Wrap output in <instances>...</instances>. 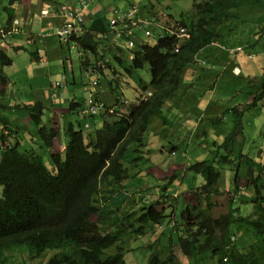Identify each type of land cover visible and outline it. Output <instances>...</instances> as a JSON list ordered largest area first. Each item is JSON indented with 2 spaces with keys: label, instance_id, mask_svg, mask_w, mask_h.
Listing matches in <instances>:
<instances>
[{
  "label": "trees",
  "instance_id": "1",
  "mask_svg": "<svg viewBox=\"0 0 264 264\" xmlns=\"http://www.w3.org/2000/svg\"><path fill=\"white\" fill-rule=\"evenodd\" d=\"M241 1V5L250 8L234 10ZM262 6L264 0H194L190 11L173 23L175 28H185L184 37L166 35L158 37L152 46L147 42L137 44L130 50L133 56L128 61L122 59L128 58V52L122 54L125 50L121 46L106 41L104 31H95L94 27L86 30L75 42L80 71L89 78L86 93L89 88L98 92L101 77L109 84L110 91L118 89L112 79L113 70L118 72L114 65L117 64L128 75L147 69L149 82L139 80L138 95L141 97L149 92L150 96L129 106H122L123 100L119 98L110 104L99 99L98 104L104 110L100 115V127L89 134H84L88 123L79 110L78 120L65 124L63 156L50 153L48 159L38 154H24L16 146H6L0 152V264L5 261L6 253L20 247L25 248L32 259L40 258L45 252H54L45 264H125L128 244L132 246L131 243L156 233L163 223L172 225L177 239H169L166 251L161 254L154 249L158 239L146 246L150 254L145 264H180L173 255L175 246L187 264H264V193L260 191L262 183L257 181L262 178L259 175L252 178L253 169L259 173L264 166L260 167L240 151L237 154L241 162L228 173L232 174L228 179L233 186L232 192H227L229 186L227 191L221 186L220 172L214 167L218 162L203 160L188 167L204 180L195 193L206 205H182L185 207L178 220H174L172 205L165 202L162 205L161 200L126 210L112 204L120 192L123 195L124 183L146 170L149 162L146 156L151 152V143L146 140L155 134L152 129L150 131L151 125L177 94L183 96L185 89L192 86V82L185 79L191 75V69L194 70L198 53L218 43L224 32L229 34L234 19L238 24L247 23L246 16ZM187 18L188 23L185 22ZM15 21L9 30L0 31V37L20 26L19 21L14 24ZM10 22L8 19L7 24ZM242 47L241 44L233 46L236 51ZM106 48L109 54H105ZM0 60L8 66L12 63L11 58L2 54ZM196 77L194 81L200 75ZM6 82L0 75L1 85ZM261 97L264 98V93ZM84 104L72 99L69 110L84 107ZM24 109L28 120L36 127L35 138L45 147L51 146L57 132L42 123L43 104L36 102ZM0 121L5 123L2 118ZM235 129L221 145L232 137L229 140L231 148L240 145L236 144ZM167 150L172 153L173 149ZM130 168L138 171L130 173ZM242 178L247 179L243 190L248 199L238 196L242 204L250 205L252 213L241 215L240 208H232L229 200L225 208L227 213L212 218L213 204L221 205L217 202L219 197L234 194L235 184ZM131 185L136 186L133 182ZM250 185L252 191L248 189ZM163 188L159 187L160 193ZM212 198L215 201L211 204ZM135 203L133 200V205ZM236 235L239 241H232L231 237Z\"/></svg>",
  "mask_w": 264,
  "mask_h": 264
},
{
  "label": "rangeland",
  "instance_id": "2",
  "mask_svg": "<svg viewBox=\"0 0 264 264\" xmlns=\"http://www.w3.org/2000/svg\"><path fill=\"white\" fill-rule=\"evenodd\" d=\"M193 1L194 0H115L113 3L121 11H125L131 6H134L136 12L139 11L140 17H136V19L143 22V25L139 26L142 37L137 36V44H139L140 41H146L152 46L155 44L158 37L169 35L168 27L174 22L180 21V16L182 14H186L190 11ZM260 3L262 2L259 1V4ZM241 4L242 1L238 8L234 10L240 7L250 8ZM65 8L66 10L63 12L64 22L62 23L68 21L69 18L66 16L67 14H72L74 12L72 8H68V6ZM68 9H71V11ZM47 15L48 12L46 13V16ZM104 16L105 15H103V18ZM111 18L112 15H107L105 20L109 22ZM246 19L248 20L247 23L240 24L234 19L233 23L236 21V25L234 27L233 23H231L229 34H227V31L224 32V36L218 39V43L208 46L198 53L196 61H198V57L200 59L203 58L204 61L199 59V63L201 62V64L197 62L195 64L200 66L202 72L206 71L205 75L203 79L199 78L192 82V86L185 89L183 96L177 94V100L175 101V103H177V108L167 114V117L171 119L169 130L165 133L166 136L161 137L157 150L152 156H149L150 161L158 165V168L162 171H166V167L170 165L168 171L173 170L174 173L179 171L177 176L179 175L180 179L189 181H183L182 184H179L176 182L177 176L173 175L168 177L163 176L158 181L154 180L152 176H145L144 180L141 181L139 191L146 195L149 194V191H146L150 189L155 194L150 192L151 195L143 198L144 202L139 200L133 206L128 207V209L132 207L138 209L139 206L143 204L161 200V202H163L162 205H165V203H167V205H172V214L176 215L174 220H178L181 210L185 207H181L183 205L182 203H185L187 199L190 204L191 200L194 203H198V200L194 199L196 195H198L195 193V190L204 184V180L201 176L195 175L192 171L188 170L190 165L203 160L218 162L214 164V167L220 172L222 188L226 189L229 186L227 192L233 191L232 183L230 185L228 182L232 174L228 175V173L231 172L230 170H234V166L237 164L239 165V162H241V158H239V154H237L238 151L249 160H254L260 167L264 166V98L261 97V94L264 93V29H262L264 27V6L253 10L250 15L246 16ZM161 22L163 23L159 24ZM185 22L188 23V18ZM58 29H56V31L54 30L53 33H57ZM145 32L149 33V37L144 35ZM54 36L62 45L63 54L58 57L47 56V59H44L45 64L36 68L30 75L33 77L30 83L33 81H41L43 85L40 86V88L42 89H51L57 82H63L64 74L67 80H69L72 72H74L77 67L80 71L78 52L75 48V44L72 42H64L59 40L56 35ZM35 41L38 43L37 39ZM112 43L114 44V42ZM115 44L121 46L125 50L122 54L128 52L124 39L115 41ZM236 44L246 46L236 51L233 48ZM29 48V51L33 50L32 52L36 49V47L31 46L28 47V49ZM25 55L27 58H19L22 60L20 68L23 70H26L27 64L30 63L32 54H30V57L29 54ZM122 59L125 60L127 57ZM230 60L233 61V63ZM34 62H38V60ZM114 65L118 68V72H114L113 70L112 79L114 83H117L118 89L110 91L108 88L109 84L101 77L99 79L100 88H98L97 92L98 98L101 101H105L107 104L114 102L115 98L123 100L122 106L135 104V101H137L139 97L138 82L141 80L144 83H148L150 79L149 72L147 69H142L128 75L120 65ZM234 65H237L239 69L237 67L233 68ZM70 66L72 70H70ZM9 68L10 66L3 64L0 60V75L4 77L6 81V76H9ZM239 73L242 74L240 75ZM78 75V83L76 85L71 86L69 84H63L62 87H58L59 89L68 91L67 95H62L67 106V102L73 98L74 94H76L78 102L82 101V97H86L88 76L83 71H81L82 77H80V74ZM32 85L33 88L35 85L39 87V85L35 83H32ZM70 88H72L73 91ZM55 91L57 92V90ZM255 97L256 100H254ZM201 98L204 99V102L208 100H210V102L207 104H200ZM193 111L201 115V118L198 115L193 119ZM48 113L54 118V111L48 110ZM46 115L47 114H44L41 120L42 123L57 132L59 123L47 125L43 122ZM186 117L190 118L191 125L187 124L186 121H184L183 125L194 126L195 128H192V134L180 127L183 118ZM74 119V121L77 120L76 118ZM85 121L88 122L90 126L86 130L83 129V131L84 134H89L100 127L101 118L100 116H96L95 118L89 117L85 118ZM151 129L153 130V128H150V131ZM234 129V135L237 137L236 144L240 145H233V148H231L232 144L229 140H232L233 137L232 139L228 138L225 145H221L224 138L232 133ZM168 133H170V137ZM62 134L63 132L61 135ZM155 136L156 131L153 137ZM153 143L156 144L154 141ZM167 148L173 149L172 154L169 153ZM163 149H165V152L162 151ZM234 159L235 162H233ZM172 164H181L179 166L181 169H178L175 165L171 166ZM182 166L185 167L182 168ZM130 170V173L137 172L136 169L132 170V168H130ZM253 170L252 178L258 175L262 178V180L257 178V181L262 183L260 191H262L263 194L264 170L260 169L262 172L259 173L256 169ZM126 185L129 188L125 190V196H134L132 185L128 182ZM246 185L247 179H238L235 184L236 191L234 194L230 193L227 196L219 197L217 202H221V205L214 202L215 204H213L210 209L211 217L216 218L222 214H226V203L228 204L229 200H231L232 208L235 206L240 208L241 215H250L253 211L251 207H249L250 205L242 204V200L240 201L242 198L248 199L245 195V190H243ZM159 187H164L161 193L157 191ZM171 187L173 191L170 190ZM182 187L192 190V192L186 193ZM248 189L252 191V185H250ZM119 195L120 194L112 200L114 206L124 205L123 201L117 203ZM238 195L242 198L238 199ZM157 196L159 197L157 198ZM213 201H215L214 198L210 200V203L212 204ZM126 205H130V201ZM123 209H126L125 205ZM168 209L170 208L168 207ZM170 222H172V220ZM159 234L160 236H158ZM176 234L177 232L172 229L171 224L163 223V226L159 225V231L156 233H152L144 239L131 243L132 246L128 244V251L126 250L127 253H125L124 256L125 264H145L149 256L148 253L150 254L146 246L158 239V244L155 245V247H157H154V249L157 254H161L166 251L165 245L170 238L176 241ZM235 240L239 241L238 235L235 236ZM53 254L54 252L49 251L45 252L40 258L32 259L29 258L25 248L20 247L6 253V259L2 264H45ZM173 255L178 258L180 264H187L186 258L176 246L173 248ZM189 264L192 263L189 262Z\"/></svg>",
  "mask_w": 264,
  "mask_h": 264
},
{
  "label": "crops",
  "instance_id": "3",
  "mask_svg": "<svg viewBox=\"0 0 264 264\" xmlns=\"http://www.w3.org/2000/svg\"><path fill=\"white\" fill-rule=\"evenodd\" d=\"M114 1L115 0H0V31L3 32L6 29L9 30L13 20L19 21L20 24L19 27H14L12 32H9L8 34H2V36L0 37V54L8 56L12 60V63L9 68V76H6L7 84L4 87L0 85V119H4L5 123L3 124L9 130V133L4 135V140L2 141L0 139V151L3 150L6 146H16L17 149L20 151H34L35 154H38L40 156L42 155L48 159L50 153L62 155V149L63 145L65 144V138L64 134L61 135V133H64L65 124L68 121L75 123L76 121H74V118L78 120L79 116L77 114L79 113L81 106L70 112L69 104L72 99L77 101L76 94H74L73 98L69 102H67V106L64 102L65 100L62 95H67L68 91L58 88L56 89L57 92L52 88L42 89L40 88V86L43 85L41 81H33V84L35 83L39 85V87L35 85L33 88L32 83H30L33 77L30 75L36 70V68H39L45 64L44 59H47V56L58 57L63 54L62 45L55 38L54 35H56V33H53V31H56V29H58L62 22H64V14L61 11V7L68 6V8H72V10L74 11L80 7V4H82V2H86L88 4L87 9H85L82 13L84 27L87 30L91 27H94L95 31H104V39L109 43L114 42V45L117 46L115 44V41L122 39V37L114 35V28H112L114 31L113 34L109 32L110 20L109 22H107V20H105V17L107 15H112V18L119 17L121 12L124 13L125 11L129 10L130 7L125 11H121L113 3ZM44 10L48 11V15L40 16L41 12ZM68 10L71 11V9ZM103 15H105L104 18ZM136 17H140L139 11L137 12ZM136 17L135 20L137 21ZM8 19H11L10 24H7ZM162 23L163 22L159 24ZM118 31L119 30H117V32ZM140 31L141 30L138 27L132 30L135 37H142ZM36 39L38 40V43L35 41ZM30 46L36 47L34 52H32L33 50L29 51L30 48L28 49V47ZM245 46L246 45H243L244 48ZM238 47L239 46H237V48ZM105 53L109 54L110 50L106 48ZM25 54H29V57L30 54H32V56L30 57V63L27 64L28 66L26 67V70H23L20 68L22 60L19 58H27ZM199 59L200 58L198 57V61L196 62L198 64H201V62L199 63ZM37 60L38 62H34ZM200 60L204 61L203 58ZM196 66H193L194 70L191 69V75L187 79H185V81L194 82L195 77L198 75H200V78L203 79V76L205 75L206 71L202 72L200 66ZM235 67H237V65H234L233 68ZM70 70H72L71 66ZM78 74H80V77H82L81 71H79L78 67L74 72H72L69 80H67L66 75L64 74L66 84H69L71 86L76 85L78 83ZM241 74L242 73H240V75ZM84 99L85 97H82V101L80 102V104L83 103ZM176 100L177 98H175L170 104H168L164 109H162L152 123L151 128H153V131H156V136L152 139L148 138L146 140L147 143H151V152L149 155L146 156V158L148 159L149 156H152L153 153L157 150L161 136H166L165 133L167 132V130H169V127L171 125V119L167 117V114L177 108V103H175ZM203 100L204 99L201 98V101L199 103L207 104L210 102V100L206 102H204ZM36 102H40L41 104H43V116L44 114H47L46 117H44L43 122H45L47 125L59 123L58 137H56L52 141V145L49 147H45L40 140H37L35 138L36 127L32 124L31 121L28 120L29 116L26 110L24 109V106L34 105ZM48 110H52L55 112L54 118L50 113H48ZM193 114V119H195V117L199 115L196 111H193ZM199 116L201 118V115ZM184 121H186L187 124H190V118H183L180 127L183 130H186L187 132H191L192 134V128L194 126L191 127L188 125H183ZM0 135H3L1 133V130ZM168 136L170 137V133H168ZM153 141L156 144H154ZM162 151L165 152V149H163ZM46 158H44L43 161L47 164ZM173 165L177 166L178 169H181L179 167L181 164H172L171 166ZM169 167L170 165L166 167V171H162L158 168V165H156L149 159V162L146 165V170L129 182L130 185L132 184V182H134V184L136 185L135 187H132V190L134 189V196L130 197L128 195L126 197V193H124V195H120L119 197L121 201H124L125 208L133 206V200H135L136 203L139 200H141V202H144L143 198L151 195L150 192L152 194H155L150 189L149 194L146 195L139 191L141 181L144 180L145 176H152V178L156 181L161 179L163 176H177L179 171L175 173L173 172V170L168 171ZM184 167L182 166V168ZM140 168H143V165L140 164ZM136 170L138 171V169ZM176 178L178 180H176V182H178L179 184H182L183 181H189L184 179L179 181V175ZM126 184L127 182H125L123 188L125 190L129 188H126ZM182 188L185 190L186 193L192 192V190H188L185 187ZM170 190H172V187L170 188ZM224 190L227 191V188ZM157 191L159 193V190ZM119 194H121V192ZM158 197L159 196H157V198ZM194 199H197L198 203H194L191 200L190 204L187 199L186 202L182 204L185 206L189 205L190 207L204 205V203H202V197H195ZM238 199H240V197ZM129 201L130 205H126Z\"/></svg>",
  "mask_w": 264,
  "mask_h": 264
},
{
  "label": "built area",
  "instance_id": "4",
  "mask_svg": "<svg viewBox=\"0 0 264 264\" xmlns=\"http://www.w3.org/2000/svg\"><path fill=\"white\" fill-rule=\"evenodd\" d=\"M88 4L86 2H82V4H80V7L76 10H74V12L72 14H67L66 16L69 18L67 22L62 23L59 26V29L57 30V37L64 41V42H70L73 40H77L79 39L85 32L84 29V24H83V16L82 13L85 9H87ZM66 10L65 7H61V11L62 13ZM46 11L42 12L43 16H46ZM136 13L135 9L132 8L131 11L129 12H125V13H121L119 17L114 18L113 20L110 21V30L112 32L114 28L116 30L118 24H122V29L124 30V38H126V45L128 48H133L136 46L137 42L134 41V34L131 32L130 29H128V26H139L136 23H132V17L134 16V14ZM14 24H17V21L14 22ZM176 25L171 24L168 28H169V35H175L177 38H182L184 37L186 31L185 28L183 27H177L175 28ZM173 28V29H172ZM120 32V31H119ZM144 35L146 37H149V33L145 32ZM143 42L146 41H140L139 44H142ZM239 50V49H238ZM64 82V79H63ZM63 82H57L55 84V86H53L54 88H58L61 87ZM88 94L85 100V104H84V108L81 110V114H83L84 116H94L97 115L100 110L101 107L100 105L96 102L95 100V91L92 88L88 89ZM88 127V126H87Z\"/></svg>",
  "mask_w": 264,
  "mask_h": 264
},
{
  "label": "clouds",
  "instance_id": "5",
  "mask_svg": "<svg viewBox=\"0 0 264 264\" xmlns=\"http://www.w3.org/2000/svg\"><path fill=\"white\" fill-rule=\"evenodd\" d=\"M97 1V0H96ZM132 8H134V6H131L130 7V9L129 10H127V11H125V12H129V11H131V9ZM124 12V13H125ZM137 16V12L134 14V16L132 17V23L134 22V23H136V24H138L139 26H141V25H143V22H140V21H136L135 20V17ZM116 18V17H115ZM114 18H112V19H110V21L111 20H113ZM110 25V24H109ZM139 26H137L138 28H139ZM136 26H128V29H130L131 30V32H132V30L133 29H135V28H137ZM84 29H85V32H86V28L84 27ZM117 30H119L118 32H117ZM84 32V33H85ZM109 32H111L112 34H113V32L110 30V28H109ZM133 33V32H132ZM123 34H124V30L122 29V24H118V26H117V28H116V30H115V36H118V37H122V39H124L125 40V44H126V38H124V36H123ZM82 37V36H81ZM80 37V38H81ZM79 38V39H80ZM79 39H77V40H79ZM77 40H73V41H70V42H72L73 44H75V42L77 41ZM134 41H136L137 42V37H135L134 36ZM137 45V44H136ZM141 45V44H140ZM134 48V47H133ZM133 48H131V49H133ZM126 49H127V51H128V58L127 59H131L132 58V56H133V54H131V49L130 48H128L127 47V45H126ZM64 79V82H63V84H66V79H65V77L63 78ZM63 84H62V86H63ZM61 86V87H62ZM52 88L53 89H57V88H54L53 86H52ZM59 89V88H58ZM150 96V93L149 92H144L143 94H142V96L141 97H139L138 99H137V101H135V104H137L138 102H139V99L140 98H142V99H146L147 97H149ZM86 97H87V95H86ZM86 97H85V99H84V101L83 102H85V100H86ZM95 100H96V102L97 103H99V102H101L100 100H99V98H98V96H97V93L95 92ZM170 104V103H169ZM84 107H80V110H82ZM103 109L101 108V110H100V112L97 114V115H94V116H84V118H89V117H92V118H95L96 116H100L102 113H103ZM88 123V122H87ZM87 129L89 128V123L87 124ZM152 126V125H151ZM0 130H1V133L3 134V135H0V139L3 141L4 140V138H5V134H7V133H9V130H8V128L3 124V122L2 121H0ZM64 134V138L66 137L65 136V132L63 133ZM56 137H58V129H57V136ZM55 137V138H56ZM54 138V139H55ZM65 143H66V140H65ZM61 147H62V145H61ZM64 149H65V144L63 145V149H62V155H60V156H63V154H64ZM18 150V149H17ZM2 151V150H1ZM0 151V152H1ZM20 153H24V154H35V152L34 151H20V150H18ZM172 154V153H171ZM59 155V154H58ZM45 163V162H44ZM46 164V163H45ZM47 165V164H46ZM125 189H123L122 191V193H123V195H124V193H126V191H124ZM120 199H119V197H118V199H117V203H118V201H119ZM123 201V200H122ZM132 203H133V201H132ZM231 240L232 241H235V237H231Z\"/></svg>",
  "mask_w": 264,
  "mask_h": 264
},
{
  "label": "bare ground",
  "instance_id": "6",
  "mask_svg": "<svg viewBox=\"0 0 264 264\" xmlns=\"http://www.w3.org/2000/svg\"><path fill=\"white\" fill-rule=\"evenodd\" d=\"M123 203H124V201H123ZM120 206V210H126V209H128V208H126V209H123L124 208V205L122 206V205H119Z\"/></svg>",
  "mask_w": 264,
  "mask_h": 264
}]
</instances>
